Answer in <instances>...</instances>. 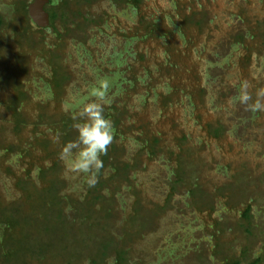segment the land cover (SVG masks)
Instances as JSON below:
<instances>
[{"label": "rangeland", "instance_id": "374dc122", "mask_svg": "<svg viewBox=\"0 0 264 264\" xmlns=\"http://www.w3.org/2000/svg\"><path fill=\"white\" fill-rule=\"evenodd\" d=\"M28 1L32 3L34 0ZM11 2L12 0H0V12L14 22L16 17L12 11ZM173 2L174 0H145L143 12L148 17L162 15L169 25L171 21L175 25L180 23L183 13L189 10L191 13H197L198 16L194 17L195 19L200 18L203 10L210 14L211 18L217 19L213 25L216 27L215 32L208 33V29H205L203 33L200 32L201 35L200 33L195 34L199 36V38L196 37V41H199L201 46H196L190 56L182 55L181 62L186 61L189 69L188 71L180 70L179 79L173 82L176 86L184 87L185 91L188 88L198 87L201 83L200 87L207 88L203 96L205 105L197 97L192 101L191 92L194 91L192 89L191 92H185L178 97L177 102L172 106L167 108L157 106L154 110L149 108L145 114L150 117L148 120L128 119L139 120V123L133 127L125 128L124 126V129L118 132L119 135L114 141L120 143L119 159L135 157L136 152L139 151L140 138L146 131L143 128L149 130V135L161 139V145L157 146V149L162 150L152 157L142 152L137 156L138 162L141 160L142 163H138L136 169L131 172L130 183L119 185L121 188L115 194H112L111 189L103 193L109 197V201L112 197L114 198V207L117 208L118 214L120 213L117 227L121 225L124 214L134 208L136 200L140 199L141 204H144L143 207H148L146 209L149 215L156 212L151 222L149 220L145 222L146 226L139 236L135 237L137 241L128 242V246L133 249L130 251L131 261L128 264H226V258L238 259L241 264H251L257 257L264 255V115L258 118L259 113L264 112L253 113L247 105L235 104L232 97H235L237 92L239 93L236 89L227 98L221 97L220 102L212 101L210 94L220 87L222 72L214 65L213 69L207 70L206 64L208 62L213 64L212 60H219L227 53L234 54V60L239 61L245 52L238 46L232 48L227 34L229 30H250L252 26L262 21L264 0H185L183 8L185 11L175 10ZM92 12L98 19L102 16L106 18V21L99 23L102 26L97 28L95 25L92 30L86 31L87 33L77 32L75 27L70 33L62 30L61 32L64 33L62 39L51 31L40 34L36 33L35 28H31L29 39L23 40L18 33V28L15 27L16 24L12 27L10 21L3 28L0 71L14 75L15 67L18 65L15 58L16 53L24 50V53L29 54L25 58L28 62L25 67L26 71L17 75L21 90L29 96L20 109L27 121L23 123L20 136H17L19 143L17 146L33 143L29 153L23 150H15L6 156L0 153V198L3 201L11 199L18 193L14 187L15 176L27 177L38 182L41 170L46 169L50 175L57 170L55 175L67 178L68 191L77 190L80 187L77 183L81 179L85 180L84 174L73 172L69 164L60 158L62 148L59 152L54 148V153L47 155L45 154L47 152L43 151L45 149L37 147L35 141L32 140L41 135L47 134L52 138L50 150L54 147V141L57 142L55 140L57 138L50 126L35 125V119L32 118L38 115L37 111L41 108L55 109L57 105H60L59 103L65 111L72 110L79 118L78 111L74 106H70L73 105L74 100L87 96L90 89L100 80V74L95 72L94 62L102 57L104 51L102 54L101 51L112 41L119 43L114 49L107 47L110 50V56L115 52H121L120 48L126 42L127 34L125 33L135 24L138 26L137 14L114 4L113 0H103L102 7L97 4ZM219 29L224 30L225 35L218 33ZM131 33L132 36L138 34L135 28H132ZM81 37L88 38V45L78 41ZM18 39L24 41L23 46H18ZM182 42L180 41L179 45ZM137 43L136 50L144 49L150 55L149 60L148 58L146 61L138 59L139 69L149 68L157 59L159 61L158 54L164 50L163 44L155 42L152 38L139 39ZM102 44L105 46L103 47ZM254 44L258 46L254 47V52H252L251 64L245 70H241L243 67L238 68L236 75L235 73L230 75L228 72L225 77L227 81H236V86L247 81L252 96L256 99V93L264 90V39L259 38ZM136 50H131L129 54L133 56ZM49 52L59 55L61 63L71 69L70 79L66 83V92L62 93L60 101L53 99L51 84L48 81V71L50 72L51 65L46 57ZM163 61L164 58H162ZM111 65L112 62L108 61V69L115 70ZM221 66L225 69V65ZM196 71L198 79L192 77V73ZM162 72V79L154 78L155 81L150 83L151 88L157 87L163 90L165 89L164 82L168 77L172 79L167 75L166 70ZM204 72H207L210 80H199ZM199 75L202 76L199 77ZM159 76L161 77V74ZM165 77H167L166 80ZM211 87L212 89H209ZM231 88L234 89L232 86ZM15 93L11 84L0 80V121L7 117L6 110L1 103ZM138 94L143 93L138 91ZM198 94L196 95L199 96ZM108 97V103L109 100L119 104L123 103L121 93L114 95L109 90ZM131 99L134 104L139 102L137 98ZM50 102L54 105H49ZM138 111V109H131L130 113L135 115ZM222 111L225 112L222 113ZM222 116L227 125L223 130V135L215 139L208 134L207 126L208 123H214ZM2 125L4 124H0L1 128ZM176 126L178 131L175 129ZM180 131L186 133L188 138L187 142H183V148L179 151L175 147L177 142L172 141V137ZM5 135L10 137L12 131H7ZM60 141L62 142L61 139ZM165 142H169L167 147L163 146ZM168 150L174 151V154ZM55 164H57L56 168ZM178 167L183 182L178 183L176 191L172 193L170 185L177 180L175 174H177ZM111 175L109 168H106L102 178L108 181ZM234 175L237 176L236 180ZM51 180L52 176L45 179V187L40 189V193L36 191L35 195L43 199L46 192L43 188H46ZM116 181L111 178L110 183L115 184ZM196 183H198L197 187ZM195 187L196 189L201 188L197 189L194 196L190 194V190ZM218 188H227V191L224 190L225 192L222 193L224 195H220L217 193ZM134 189L140 193H136ZM38 197L37 200H39ZM208 199L211 201L209 204H207ZM249 202L252 205L250 225L241 217ZM162 206L164 210L161 212L149 210L159 209L158 207ZM116 220L117 218L110 219V222L114 223ZM216 221L221 224L220 228L223 233L214 229ZM238 222L245 227L250 226L253 234L249 238L244 232L245 227L240 232L235 229ZM116 236L123 238L119 231ZM216 245H218V251H221L218 254L214 252Z\"/></svg>", "mask_w": 264, "mask_h": 264}, {"label": "trees", "instance_id": "16d2710c", "mask_svg": "<svg viewBox=\"0 0 264 264\" xmlns=\"http://www.w3.org/2000/svg\"><path fill=\"white\" fill-rule=\"evenodd\" d=\"M102 1L49 0V3L45 6V10L49 14L50 25L46 28H41L34 24L29 16L28 6L30 1L12 0V11L16 17L14 18V22H11L0 12V47L3 43V28L8 25V21L12 23V27H14L13 24H16L15 27L18 28V33L23 40L29 39L28 35L31 32V28H35L36 33L40 34L51 31L60 39L64 35L61 32L62 30L70 33L73 27H75L77 32L87 33L95 25V27L99 28L98 26H102L99 23L106 21V18L103 16L99 19L96 18V14L92 10L97 4L102 7ZM113 1L114 4L123 6L128 12L131 10L138 16V26L135 24L132 27L136 29L138 34L132 36V28L128 29V32L125 33L127 34L125 37L126 42L120 48L121 52H115L110 56V50L107 47H113L114 49L117 43H119L110 41L107 47L102 44L105 47L101 51V54L103 51L104 53L101 58L94 62L95 72L100 74V79L107 78L109 80L111 85L109 90L114 95H120L121 93L123 96L122 104L115 101L110 102L109 100V103L105 106L106 116L114 123L115 140L119 135L118 132H121L124 126L125 128L133 127L136 123H139V120L133 121L128 119L138 118L140 120H148L150 117L145 116V114L149 108L154 110L157 106H163L164 108L172 106L177 102L178 97L185 92H191L192 89L194 90L191 92L192 101L197 97L205 105L203 96L207 88L200 87V82L198 87L188 88L186 91L184 87L176 86L173 82L178 78L180 70L185 69L188 71L189 69L186 61L181 62L182 55L190 56L196 46H201L200 42L196 41V37L199 38L196 35H199L201 31L203 33L205 29H208V33L215 32L214 28L216 27L213 25L217 19L211 18L210 14L205 13V10H203L199 19H195L194 17L198 16L196 15L197 13H191L190 10L187 12L183 9L185 0H174L175 10L185 12L180 18V23L175 25L171 21L169 25L166 18H162V15L150 17L145 15L143 12L145 0ZM104 16L108 15L104 14ZM218 31L221 35H225L224 30L219 29ZM227 36L228 41L231 42V47L238 46L245 54L238 61L234 60V54L227 53L219 60H212L213 64L210 62L206 64L207 70H211L216 66L215 68L220 69L222 72L220 87L210 94L212 101L218 100L220 102L221 97L227 98L233 90L239 91L241 83L236 86V81H227L225 74L230 72V75H234V73L236 75L238 68L241 69L243 67L241 70H245L251 64L252 52H254V47L258 46V44L254 43L259 38L264 39V19L247 31L245 29L237 31L229 30ZM82 37L78 41L88 45V38ZM149 38L163 44L164 50L160 51L158 54L159 61L157 59L154 65L149 68L139 69L138 59L146 61L147 58L149 60L150 55L144 49L138 48L136 50L135 46L138 45L139 39L147 40ZM180 41H183L181 45H179ZM23 42L19 40L18 46H23ZM131 50H136L133 56L129 54ZM16 54L15 58L18 65L15 67V74H6L0 71V80L11 84V88L16 91L12 97L1 103L7 113V117L3 121H0V124H4L2 125L4 128L0 127V153L4 156L10 155L15 150H23L29 153L33 145L30 142L25 146L21 144L18 147L17 136H20L23 123L27 121L25 114L20 109L23 103L29 99V96L21 90L18 81L19 76L17 75L26 71L27 68L25 67H27L28 62L25 58L29 54L24 53V50H20ZM59 57V55L53 52H49V55L46 57L51 65L50 72L48 71V81L51 84L52 97L56 101H60L62 93L66 92V83L71 76V69L62 64ZM162 58H164L163 62ZM108 61L112 62L111 67H114L115 70H112V68L108 69ZM221 65H225V69ZM162 70H166L167 75L171 76L172 79L170 80V77L168 79L165 77V80H167L164 82L165 89L163 90L157 87L151 88L150 83L155 81L154 78L156 80L157 78L159 80L162 79ZM156 73L158 74L156 75ZM160 74L161 77L159 76ZM174 74L175 76H173ZM193 76L198 79L197 71L192 73ZM201 76L199 75V77ZM201 78L199 80H210L207 72H204ZM142 87H145V89H141ZM209 89H212V87ZM138 91L143 94L139 95ZM131 98H137L139 102L134 104ZM253 100H255L254 97ZM59 104L55 109L51 107L39 108L40 110L37 111L38 115L32 118L35 119V125L45 124L54 130L57 142L54 141L52 150H50L52 138L48 137L47 134L32 140L35 141L37 147L45 149L43 151L47 152L45 153L47 155H52L54 148L58 149L56 151L59 152L66 142L76 139L78 135L74 125L79 121V118L75 116L72 110L65 111L62 104ZM49 105L53 106L54 103L50 102ZM131 109H138L139 111L133 115L130 113ZM224 112L222 111V113ZM263 115L264 113H259L258 118H261ZM223 116L222 118H217L214 123H208V134L215 139L223 135V130H225V126L227 125L223 120ZM143 129L146 130L144 131L146 135L142 132L144 136L140 138L139 151L136 152L135 157L130 156L126 157V159H119L118 153L121 152L120 143L114 141L111 144L112 146L109 147L107 155L101 157L104 166L100 169L98 173L99 180L94 186H89L85 178V180L81 179L77 183L80 186L77 190L72 189V191H68L66 187L67 178H63L62 175H55L57 170L53 171L51 175L46 169L41 170L38 182L30 180L27 177L15 176V179H13L14 187L18 190V193L5 201L0 198V264H128L131 261L129 254L132 249L128 246V242L137 241L135 237H138L141 230L144 229V226H146L145 222H148V220L151 222L156 212L153 215H149V211L146 209L148 207H143L144 204L142 205L138 198L139 200L135 202L136 207L134 206L130 212L128 211L124 214L121 225L117 227L120 213L118 214L117 208L114 207V198L112 197L110 202L109 197L103 192L111 189L112 194H115L121 188L119 185L130 183L131 172L136 169L139 165L138 163H142L141 160L138 162L137 158L142 152L152 157L162 150L157 149V146L161 145V139L157 136L149 135L147 128ZM175 129H177V126ZM10 130L12 131V135L7 137L5 134ZM187 138L186 133L180 131V133L178 132L177 135L172 137V141L177 142L175 147L180 151L183 148V142H187ZM168 143L165 142L163 146L167 147ZM168 151L174 154V151ZM56 165L55 168L57 167ZM106 168H109L112 173L110 177L117 180L115 184L110 183L111 178L108 181L102 178ZM176 172L175 176L177 180L173 181L170 185L172 193L176 191V185L183 182L180 178L179 167ZM49 176H52V180L47 183L46 188H43L46 189L44 198H39L35 193L36 191L40 193V189L45 187L44 181ZM234 177L236 180L237 176L234 175ZM197 184H195L196 187L198 186ZM196 187L190 190V194L192 193L195 196L197 189L201 188L196 189ZM134 188H137V186H134ZM227 188L229 187L227 186ZM227 188H218L217 193L224 195L222 193L227 191ZM64 189L65 191H63ZM134 191L140 193L136 189ZM207 195L209 194L207 193ZM37 197L39 200H37ZM210 202L208 199L207 204ZM158 208L149 210H156L157 212L164 210L163 206ZM251 211L252 205L249 202L241 216L248 225L251 224ZM114 218H117L116 222H110V219ZM140 221L141 223H139ZM143 221L144 223H142ZM214 224V229L223 233L220 228L221 224L217 221ZM42 226L43 228H41ZM137 226L138 228H136ZM243 227L245 225L238 222V226L235 229L240 232ZM117 230L123 235V238L116 236ZM244 232L247 233L248 238L253 234L250 226L245 227ZM217 248L218 245H216L214 252L218 254L221 251H218ZM263 256L260 255L251 264H263ZM226 264H241V261L234 258H226Z\"/></svg>", "mask_w": 264, "mask_h": 264}, {"label": "clouds", "instance_id": "9594fccd", "mask_svg": "<svg viewBox=\"0 0 264 264\" xmlns=\"http://www.w3.org/2000/svg\"><path fill=\"white\" fill-rule=\"evenodd\" d=\"M110 86L109 80L102 78L87 96L74 100L70 106L78 111L79 121L74 125L78 135L62 147L60 158L73 172L84 174L89 186L97 182L98 173L104 166L101 157L107 155L115 138L114 123L105 114ZM233 102L247 105L253 113L264 112V90H259L253 100L249 83L243 81Z\"/></svg>", "mask_w": 264, "mask_h": 264}, {"label": "water", "instance_id": "95a60500", "mask_svg": "<svg viewBox=\"0 0 264 264\" xmlns=\"http://www.w3.org/2000/svg\"><path fill=\"white\" fill-rule=\"evenodd\" d=\"M49 0H34L28 6V12L34 24L41 28H46L50 25L49 14L45 10V6Z\"/></svg>", "mask_w": 264, "mask_h": 264}]
</instances>
